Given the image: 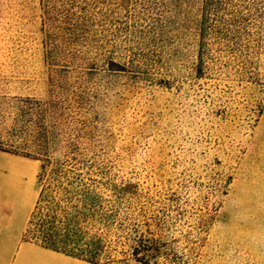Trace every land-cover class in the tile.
Segmentation results:
<instances>
[{"label":"trees","instance_id":"trees-1","mask_svg":"<svg viewBox=\"0 0 264 264\" xmlns=\"http://www.w3.org/2000/svg\"><path fill=\"white\" fill-rule=\"evenodd\" d=\"M40 10L56 90L77 77L96 79L98 105L117 110L129 100L140 105L148 96L172 94L179 119L215 99L231 108L236 97L252 92L259 97L251 129L263 115L264 0H40ZM65 101L68 117L78 112L72 99ZM74 131L54 128L43 147L0 146L54 164L23 240L91 264H156L161 248L144 233L134 191L154 183L162 194L167 185L144 175L148 163L127 173L125 161L96 158L90 133L73 139ZM113 238L123 247L119 260L108 243ZM173 256L165 257L169 264H182Z\"/></svg>","mask_w":264,"mask_h":264},{"label":"rangeland","instance_id":"rangeland-1","mask_svg":"<svg viewBox=\"0 0 264 264\" xmlns=\"http://www.w3.org/2000/svg\"><path fill=\"white\" fill-rule=\"evenodd\" d=\"M45 38L40 0H0V146L43 147L67 125L73 139L87 131L96 158L125 161L127 173L148 163L144 175L167 185L162 194L154 183L134 191L144 233L161 248L156 264L173 255L182 264H264V112L248 125L259 96L239 95L231 108L215 99L182 119L172 94L104 109L96 79H70L60 91L50 84ZM68 97L80 107L71 118ZM19 156L29 161L21 183L37 199L54 164ZM108 243L123 258V247Z\"/></svg>","mask_w":264,"mask_h":264},{"label":"crops","instance_id":"crops-1","mask_svg":"<svg viewBox=\"0 0 264 264\" xmlns=\"http://www.w3.org/2000/svg\"><path fill=\"white\" fill-rule=\"evenodd\" d=\"M29 161L0 153V264H91L23 240L37 201L21 183Z\"/></svg>","mask_w":264,"mask_h":264}]
</instances>
